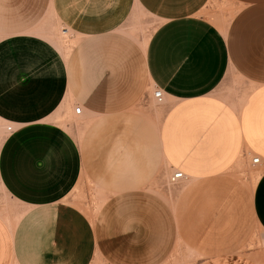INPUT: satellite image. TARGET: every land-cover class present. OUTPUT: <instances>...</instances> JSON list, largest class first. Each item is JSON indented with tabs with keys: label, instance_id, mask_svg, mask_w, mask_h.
Masks as SVG:
<instances>
[{
	"label": "crops",
	"instance_id": "crops-1",
	"mask_svg": "<svg viewBox=\"0 0 264 264\" xmlns=\"http://www.w3.org/2000/svg\"><path fill=\"white\" fill-rule=\"evenodd\" d=\"M263 235L264 0H0V264H264Z\"/></svg>",
	"mask_w": 264,
	"mask_h": 264
},
{
	"label": "rangeland",
	"instance_id": "rangeland-1",
	"mask_svg": "<svg viewBox=\"0 0 264 264\" xmlns=\"http://www.w3.org/2000/svg\"><path fill=\"white\" fill-rule=\"evenodd\" d=\"M141 20H144V18H141L140 17V21ZM147 23L140 22V24H139V28H141V31H142L141 33H142L143 38H145L151 32L152 27H153V24H152L153 22L151 23V21L150 22L148 21ZM55 32L56 33L54 34V41L56 43H58L59 46L64 45V46H66V47L69 48L72 45L73 40L71 38L72 36H71V33L70 32L67 33V31L66 30H63V27L60 26V25L56 28ZM64 32H66V33H64ZM93 191L94 190H93L92 187H90V189L88 188V193H86L83 196L84 198L85 197H87V198H85V199L82 198V199L84 201H86V202L89 201L90 204H91V206H92V208L93 207L97 208L99 206L100 200L96 199L93 196Z\"/></svg>",
	"mask_w": 264,
	"mask_h": 264
},
{
	"label": "built area",
	"instance_id": "built-area-1",
	"mask_svg": "<svg viewBox=\"0 0 264 264\" xmlns=\"http://www.w3.org/2000/svg\"><path fill=\"white\" fill-rule=\"evenodd\" d=\"M153 95H154V98H155L157 103H163L164 102L165 95H164L163 90L157 88V89L154 90ZM81 110H82L81 106H78V107L75 108L74 111H75L76 114L79 115L81 113ZM13 130L14 129H13L12 125L7 126V131L8 132H12ZM260 163H261V159H260L259 156H255V157L252 158V164L253 165H259ZM185 178H186V175L182 171L176 170L170 175L169 182L171 184H176V183L180 182L181 180H183ZM263 240H264V235H263Z\"/></svg>",
	"mask_w": 264,
	"mask_h": 264
},
{
	"label": "bare ground",
	"instance_id": "bare-ground-1",
	"mask_svg": "<svg viewBox=\"0 0 264 264\" xmlns=\"http://www.w3.org/2000/svg\"><path fill=\"white\" fill-rule=\"evenodd\" d=\"M64 33H66V32H64Z\"/></svg>",
	"mask_w": 264,
	"mask_h": 264
}]
</instances>
